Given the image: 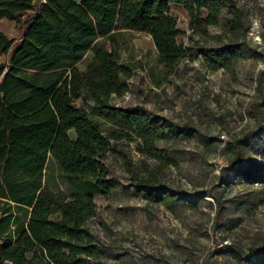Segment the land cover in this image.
Wrapping results in <instances>:
<instances>
[{"label": "trees", "instance_id": "16d2710c", "mask_svg": "<svg viewBox=\"0 0 264 264\" xmlns=\"http://www.w3.org/2000/svg\"><path fill=\"white\" fill-rule=\"evenodd\" d=\"M178 9L200 36L225 11L227 32L244 28L234 0H0V21H13L21 32L14 45L0 31V264H106L86 223L96 213L94 196L113 187L105 163L110 153L124 158L130 184L148 204L173 211L180 202L195 208L206 197L217 199L211 191H174L136 176L131 161L115 147L118 141L135 142L142 156L172 163L157 141L199 135L188 122L143 105L111 103L113 95L129 90L134 72L133 64L120 57L118 33L149 35L165 76L195 55L211 69L230 68L244 56L237 42L185 44L174 13ZM88 52L89 62L79 68ZM263 104L262 98L258 106ZM256 106L249 108L253 117ZM249 145L244 134L225 141L224 149L238 153ZM50 163L60 171L66 191L45 184ZM259 256L264 257V247L235 255L242 264H254Z\"/></svg>", "mask_w": 264, "mask_h": 264}, {"label": "rangeland", "instance_id": "374dc122", "mask_svg": "<svg viewBox=\"0 0 264 264\" xmlns=\"http://www.w3.org/2000/svg\"><path fill=\"white\" fill-rule=\"evenodd\" d=\"M234 1L244 22L236 33L223 27L226 11L203 36L191 32L183 10L174 11L185 44L242 45L244 56L230 68L211 69L195 55L165 76L149 35L138 31L117 35L120 57L133 64L134 72L129 90L121 97L113 95L111 103L143 105L178 123L188 122L199 135L157 141L172 163L142 156L135 142L118 141L116 149L131 161L138 177L174 191H211L217 199L206 197L195 208L180 202L173 211L148 204L130 184L124 158L110 153L105 163L113 187L107 195L94 196L96 213L86 223L106 264H242L236 253L264 247V104L258 106L264 99V75L262 90L257 89V78L264 73V0ZM0 28L14 45L20 42L21 32L12 22H3ZM90 58L88 52L78 67L84 68ZM253 103L255 117L249 113ZM244 134L248 147L238 153L224 149L225 141ZM207 136L220 141L208 143ZM45 184L67 190L54 163L46 171ZM263 263L261 256L254 262Z\"/></svg>", "mask_w": 264, "mask_h": 264}, {"label": "crops", "instance_id": "0c3cea01", "mask_svg": "<svg viewBox=\"0 0 264 264\" xmlns=\"http://www.w3.org/2000/svg\"><path fill=\"white\" fill-rule=\"evenodd\" d=\"M3 22H9V23L12 22V24H13V26H14V22H13V21L2 20V21H0V24L3 23ZM14 27H15V26H14ZM0 31H2L3 33H5L4 30H2L1 28H0ZM3 60H4L3 55H0V63H1Z\"/></svg>", "mask_w": 264, "mask_h": 264}]
</instances>
